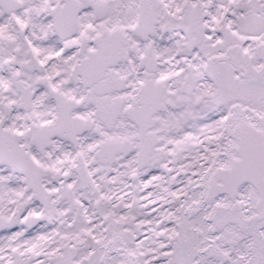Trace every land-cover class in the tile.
Segmentation results:
<instances>
[{
    "label": "snow or ice",
    "instance_id": "1",
    "mask_svg": "<svg viewBox=\"0 0 264 264\" xmlns=\"http://www.w3.org/2000/svg\"><path fill=\"white\" fill-rule=\"evenodd\" d=\"M0 264H264V0H0Z\"/></svg>",
    "mask_w": 264,
    "mask_h": 264
}]
</instances>
